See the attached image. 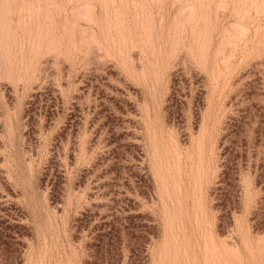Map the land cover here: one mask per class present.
<instances>
[{
	"label": "rangeland",
	"instance_id": "1",
	"mask_svg": "<svg viewBox=\"0 0 264 264\" xmlns=\"http://www.w3.org/2000/svg\"><path fill=\"white\" fill-rule=\"evenodd\" d=\"M0 264H264V0H0Z\"/></svg>",
	"mask_w": 264,
	"mask_h": 264
},
{
	"label": "bare ground",
	"instance_id": "2",
	"mask_svg": "<svg viewBox=\"0 0 264 264\" xmlns=\"http://www.w3.org/2000/svg\"><path fill=\"white\" fill-rule=\"evenodd\" d=\"M91 46V45H90Z\"/></svg>",
	"mask_w": 264,
	"mask_h": 264
}]
</instances>
